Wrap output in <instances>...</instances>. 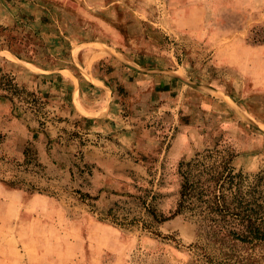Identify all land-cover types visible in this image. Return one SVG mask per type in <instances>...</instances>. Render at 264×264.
<instances>
[{
    "label": "rangeland",
    "instance_id": "rangeland-1",
    "mask_svg": "<svg viewBox=\"0 0 264 264\" xmlns=\"http://www.w3.org/2000/svg\"><path fill=\"white\" fill-rule=\"evenodd\" d=\"M217 30L243 35L246 45L264 43V0H0V70L42 102L40 112L24 114L22 102L0 99V180L34 188L0 183V201L10 213L9 196L22 206L48 198L47 217L62 233L50 238L78 243L58 254V264H206L191 248L206 245L194 218L174 215L178 163L216 144L229 147L244 177L242 196L264 169V92L247 79L240 89L233 68L212 56L208 37ZM91 72L112 96L102 127L71 109L69 79ZM74 99L82 115H100ZM28 143L42 169L22 165ZM40 205L31 213L40 215ZM148 205L168 220L153 223Z\"/></svg>",
    "mask_w": 264,
    "mask_h": 264
},
{
    "label": "trees",
    "instance_id": "trees-1",
    "mask_svg": "<svg viewBox=\"0 0 264 264\" xmlns=\"http://www.w3.org/2000/svg\"><path fill=\"white\" fill-rule=\"evenodd\" d=\"M14 55L20 59L17 54ZM0 99L11 103L14 99L22 102L24 114H36L40 112L38 106L42 105L35 98L34 91L18 86L10 75L1 70ZM40 125L44 126L43 123ZM32 138L35 140L37 133H33ZM31 147V143L26 145L22 165L42 169ZM235 157L229 147L218 149L216 144L213 149H205L190 160L178 163L181 183L174 215L188 214L194 218L199 237H204L206 245L196 243L191 248L197 260L206 264H264V169L255 175L245 196H242L240 189L244 177L241 172L235 173L232 166ZM0 183L12 190L34 191L33 187L26 186L17 178L0 180ZM83 197L90 198L86 194L80 195V198ZM146 209L153 223L168 220L149 205ZM144 228L150 230L151 225L145 223Z\"/></svg>",
    "mask_w": 264,
    "mask_h": 264
},
{
    "label": "crops",
    "instance_id": "crops-1",
    "mask_svg": "<svg viewBox=\"0 0 264 264\" xmlns=\"http://www.w3.org/2000/svg\"><path fill=\"white\" fill-rule=\"evenodd\" d=\"M230 34L229 32L218 30L209 34L208 40L212 42V46L211 44L210 46L214 49L212 56L214 55V58L220 64L233 68L231 77L234 81H238L240 89H244L247 79L252 90L258 93L264 92V43L246 45L243 35ZM92 54L90 53L89 57ZM98 58H103V55ZM110 58L111 60H117L114 54L110 55ZM118 62L124 65L122 61L118 60ZM94 72L96 71L94 70ZM94 72H91V79L85 77L81 82L69 79V86L71 88L70 104H72L71 109L78 118L83 121H88L87 118H93V123H98L99 127H102L104 121L110 117L109 114L113 109L112 96H110V100L108 101L107 93L110 88L108 89L106 82ZM146 73L141 72L140 75L144 77ZM55 87L54 92H58L61 89L59 85ZM76 95L81 107L87 113L98 115V112H100V115H94L93 117L82 115L77 109V103L74 99ZM98 99L104 100L102 106L99 108H88V106L93 105L91 102H96ZM254 99L261 100L260 97H255ZM9 199L14 200L9 202V204H12L10 205L12 206L10 207V213L5 212L8 202L0 201V252L9 253L11 257H0V264L4 262H8V264H21L20 259L24 257L17 256L16 254L21 251L25 253V258L32 255V264H58L59 253L72 252L78 248V243L73 240L69 239L68 242L64 243L63 240L60 241V238V242L56 241L58 240L56 237L50 238V234L60 236L62 233L58 228V220L55 221L47 217V211L50 210L48 198H46V201H42L43 198L33 197L30 201L23 204V206L18 201L16 195L9 196ZM43 202L48 205L47 208L43 206ZM36 203L41 204L38 206L39 208L35 209L36 211H40V215L31 213ZM22 207L26 215L23 218L22 225L18 226L17 219L20 217ZM44 210H46V215L43 214ZM56 214L57 212L54 213V216ZM32 219L36 222L35 225L39 226L35 231L29 230L31 228L29 227L30 224H33ZM51 256L54 260H50Z\"/></svg>",
    "mask_w": 264,
    "mask_h": 264
}]
</instances>
